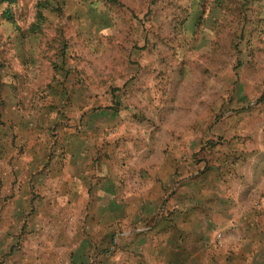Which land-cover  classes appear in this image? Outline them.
<instances>
[{
	"label": "rangeland",
	"instance_id": "374dc122",
	"mask_svg": "<svg viewBox=\"0 0 264 264\" xmlns=\"http://www.w3.org/2000/svg\"><path fill=\"white\" fill-rule=\"evenodd\" d=\"M0 264H264V0H0Z\"/></svg>",
	"mask_w": 264,
	"mask_h": 264
},
{
	"label": "crops",
	"instance_id": "0c3cea01",
	"mask_svg": "<svg viewBox=\"0 0 264 264\" xmlns=\"http://www.w3.org/2000/svg\"><path fill=\"white\" fill-rule=\"evenodd\" d=\"M148 185H150L149 182H148ZM160 187H162V184H160ZM149 191L150 190H148V193H149ZM146 199H147V202L144 201V203H142V207H143L142 210L140 208L141 205L140 206L137 205V206L134 207L135 212H138V214L139 213H144L145 214L147 212L150 213V211H151L150 209L152 208V204L150 203V198L148 196H146ZM161 228L162 229H158L157 231H153L154 235L157 238H159L161 241H163L164 244H167L166 243L167 239H169V238L172 239L174 236L176 238H179L180 237V232L185 231L184 228H187V227L186 226L185 227L184 226H176V230L173 227H169V226H164V227H161ZM178 229L180 230V232H178ZM185 235L186 234H183L181 239H183V236H185ZM139 236H142V238L145 237L144 234L143 235H141V234H133L132 238H133V240H135L136 237H139Z\"/></svg>",
	"mask_w": 264,
	"mask_h": 264
},
{
	"label": "trees",
	"instance_id": "16d2710c",
	"mask_svg": "<svg viewBox=\"0 0 264 264\" xmlns=\"http://www.w3.org/2000/svg\"><path fill=\"white\" fill-rule=\"evenodd\" d=\"M7 13V12H6ZM8 14V13H7Z\"/></svg>",
	"mask_w": 264,
	"mask_h": 264
}]
</instances>
